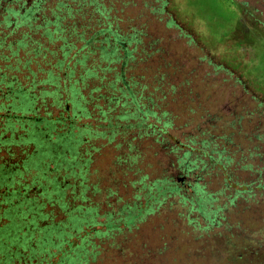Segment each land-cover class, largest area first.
<instances>
[{
	"label": "trees",
	"instance_id": "trees-1",
	"mask_svg": "<svg viewBox=\"0 0 264 264\" xmlns=\"http://www.w3.org/2000/svg\"><path fill=\"white\" fill-rule=\"evenodd\" d=\"M144 15L252 107L193 108ZM192 23L177 0H0V264H264V87Z\"/></svg>",
	"mask_w": 264,
	"mask_h": 264
},
{
	"label": "rangeland",
	"instance_id": "rangeland-1",
	"mask_svg": "<svg viewBox=\"0 0 264 264\" xmlns=\"http://www.w3.org/2000/svg\"><path fill=\"white\" fill-rule=\"evenodd\" d=\"M180 7L185 11V16L193 25L192 29L203 33L204 50L214 51L218 54H234L239 62L245 65V76L252 83L264 87V28L255 23H250L252 19H245V25H252L253 32L243 34L238 30L239 11L246 12L245 15L253 14V18L261 21L264 25V0H177ZM138 2V0H136ZM237 4V5H235ZM133 17L139 13L137 7L129 8ZM130 15V14H129ZM149 22V30H154V34L163 37L161 46L166 54V59L173 63V66L180 67L185 73V79L189 81L191 94L188 103L192 107L200 104L202 109L211 113L238 112L244 108L250 109L254 101L249 94L243 92V88L235 80V77H228L225 74L214 75L207 64L200 60L203 52L199 47L190 43L186 37L180 35L178 30L172 27H165L157 23L151 16H142L138 20ZM210 34L215 41L207 35ZM220 40V41H219ZM234 44L237 46L233 51ZM177 79H181V74H176ZM195 109V113L199 114ZM151 230H144L148 233ZM157 231L151 233L154 235ZM195 263L202 264L200 260Z\"/></svg>",
	"mask_w": 264,
	"mask_h": 264
},
{
	"label": "flooded vegetation",
	"instance_id": "flooded-vegetation-1",
	"mask_svg": "<svg viewBox=\"0 0 264 264\" xmlns=\"http://www.w3.org/2000/svg\"><path fill=\"white\" fill-rule=\"evenodd\" d=\"M238 84L241 85L239 81H238ZM241 86H242V85H241ZM243 89H244V88H243Z\"/></svg>",
	"mask_w": 264,
	"mask_h": 264
}]
</instances>
